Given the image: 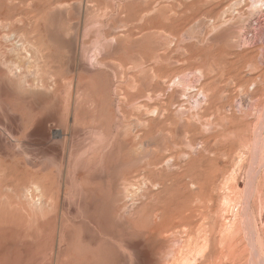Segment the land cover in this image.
<instances>
[{"label":"rangeland","instance_id":"rangeland-1","mask_svg":"<svg viewBox=\"0 0 264 264\" xmlns=\"http://www.w3.org/2000/svg\"><path fill=\"white\" fill-rule=\"evenodd\" d=\"M0 264H264V0H0Z\"/></svg>","mask_w":264,"mask_h":264}]
</instances>
